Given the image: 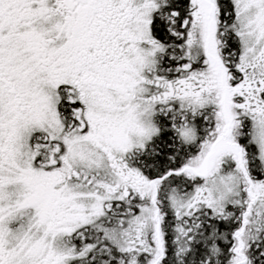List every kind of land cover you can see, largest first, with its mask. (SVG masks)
<instances>
[{"label":"snow or ice","instance_id":"6c2138e0","mask_svg":"<svg viewBox=\"0 0 264 264\" xmlns=\"http://www.w3.org/2000/svg\"><path fill=\"white\" fill-rule=\"evenodd\" d=\"M0 264H264V0H0Z\"/></svg>","mask_w":264,"mask_h":264}]
</instances>
